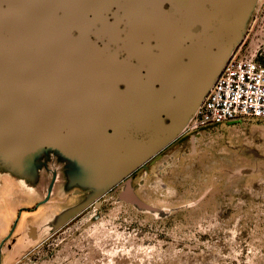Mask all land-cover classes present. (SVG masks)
I'll list each match as a JSON object with an SVG mask.
<instances>
[{
	"label": "water",
	"instance_id": "95a60500",
	"mask_svg": "<svg viewBox=\"0 0 264 264\" xmlns=\"http://www.w3.org/2000/svg\"><path fill=\"white\" fill-rule=\"evenodd\" d=\"M260 2L0 0V176L43 200L53 175L52 231L99 207L187 130Z\"/></svg>",
	"mask_w": 264,
	"mask_h": 264
},
{
	"label": "rangeland",
	"instance_id": "374dc122",
	"mask_svg": "<svg viewBox=\"0 0 264 264\" xmlns=\"http://www.w3.org/2000/svg\"><path fill=\"white\" fill-rule=\"evenodd\" d=\"M238 51L264 56V0ZM197 134L187 129L56 231L43 215L62 199L41 205L42 192L0 176L2 264H264V121ZM128 184L155 211L121 200Z\"/></svg>",
	"mask_w": 264,
	"mask_h": 264
},
{
	"label": "built area",
	"instance_id": "2783aa9c",
	"mask_svg": "<svg viewBox=\"0 0 264 264\" xmlns=\"http://www.w3.org/2000/svg\"><path fill=\"white\" fill-rule=\"evenodd\" d=\"M237 51L188 126L192 133L245 120L264 121V56Z\"/></svg>",
	"mask_w": 264,
	"mask_h": 264
},
{
	"label": "flooded vegetation",
	"instance_id": "af4514ba",
	"mask_svg": "<svg viewBox=\"0 0 264 264\" xmlns=\"http://www.w3.org/2000/svg\"><path fill=\"white\" fill-rule=\"evenodd\" d=\"M186 131H187V130H186ZM186 131H184V132H183V133H182L177 139H175L172 143H170L165 149H167L170 145H172L173 143H175L176 141H178V140H180V139H181L182 144H183V142H185V140H187V138H184L185 135H186ZM197 135H198V134H197ZM192 136H193V135H192ZM191 139L193 140L192 137H191ZM165 149H163L161 152H163ZM161 152H160V153H161ZM160 153H159V154H160ZM159 154H158V155H159ZM156 156H157V155H156ZM156 156H155V157H156ZM155 157H154V158H155ZM151 160H152V159H151ZM151 160H150V161H151ZM150 161H149V162H150ZM149 162H148V163H149ZM148 163H146V167H140V168L137 169V170H136L131 176H133L138 170H140V169H142V168H144V169L147 168V164H148ZM131 176H130V177H131ZM52 179H53V175L51 174L50 180H49L48 183H47V189H46V193H45V197H44V199L46 198V196H47V194H48V188H49V185H50L51 182H52ZM44 199L41 200V201H39V203L43 202ZM62 228H63V227H62Z\"/></svg>",
	"mask_w": 264,
	"mask_h": 264
}]
</instances>
